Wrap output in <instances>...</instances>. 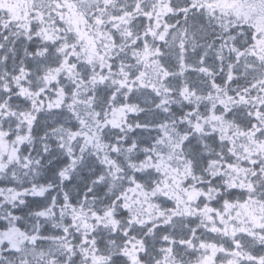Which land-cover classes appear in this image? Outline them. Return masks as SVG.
I'll return each mask as SVG.
<instances>
[{
	"label": "snow or ice",
	"instance_id": "6c2138e0",
	"mask_svg": "<svg viewBox=\"0 0 264 264\" xmlns=\"http://www.w3.org/2000/svg\"><path fill=\"white\" fill-rule=\"evenodd\" d=\"M0 264H264V0H0Z\"/></svg>",
	"mask_w": 264,
	"mask_h": 264
}]
</instances>
